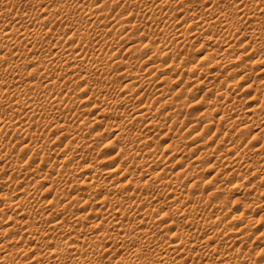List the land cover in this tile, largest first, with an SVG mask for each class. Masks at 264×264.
I'll return each mask as SVG.
<instances>
[{
  "label": "bare ground",
  "instance_id": "6f19581e",
  "mask_svg": "<svg viewBox=\"0 0 264 264\" xmlns=\"http://www.w3.org/2000/svg\"><path fill=\"white\" fill-rule=\"evenodd\" d=\"M89 1L91 0H0V19L2 22L5 19L8 21L0 25V162H3L0 166V264H107L108 261H113L111 257L120 253L127 257L118 255L114 259L116 263L110 262L187 264L185 260L188 257L205 258L212 251L219 252L214 264H245L244 260L248 259L250 262L247 264H264V41H256L263 35L257 20H264V0H113L111 8L117 9L113 15L110 11L103 10L102 5L90 10L87 6ZM105 5L106 3L103 6ZM152 5L156 8L151 9ZM176 5L180 6L177 12L182 15L179 21H185L187 26L182 33H174L181 27L173 28L174 21H171L174 14H169ZM258 8L260 10L256 12L255 9ZM166 16L170 18V22L164 21ZM33 19L38 21L37 25L41 30L49 31L47 26L57 28L56 34H52L54 37L49 32L31 29L28 24H24ZM13 22L22 25L15 27L11 25ZM253 25L256 26L255 30L247 34L249 40L246 42L251 47L250 54L245 57L240 54L237 60L225 65L221 63L228 62L231 56L226 51L216 57H211L212 51L209 55L207 52L204 53V59H200L202 58L205 66L214 70L211 72L207 70L208 67L200 68V64L194 70L197 79L226 76V84L212 99L215 103L212 105L217 107L211 111L206 109L202 121H189L203 123L210 128L216 121L223 120L228 121L225 125L227 127L235 129L239 125L240 128L235 131L198 133L190 130L191 134L194 133L192 138L204 135L200 138L205 142L198 143L199 140L192 139L191 134H182L190 135L185 141L192 139L194 143H198L197 146H187L179 135V140L174 144L172 142L169 146H164L168 147L169 152L163 148L158 154L161 147L151 143L156 133L154 130H159L158 127L164 126L166 121L174 120L173 124H176L177 119L160 116L152 106H134L126 112L121 110V105L134 104L141 99L137 97L141 90L147 92L156 83L162 85L166 78L169 79V73H175L171 68L165 67L163 61L176 56L174 53L181 50L178 46L188 47V44L197 41L202 43V48L206 45L213 46L222 43L223 38L215 39L213 34L207 36L206 33H225L228 30L233 34L244 35L242 29ZM131 33L137 35L129 36ZM171 33L174 34L169 36ZM154 37L161 41L165 38L171 44L156 43ZM120 41L129 43L123 47L128 49L127 56L113 52V49H120ZM137 44L142 45L140 50L136 48L138 51L135 49ZM226 44L229 45L228 42ZM172 45L177 46L173 48ZM37 47H47L49 53L44 55V51ZM145 50L148 53L144 59L141 54ZM248 57L249 60L246 61ZM242 58H245L243 65ZM185 59L188 58H183L180 64ZM241 61V64L237 63ZM259 65L253 76L254 71L249 66ZM261 66L263 69L260 72ZM1 67L12 74L13 78L5 77ZM96 69L100 71V82H92L90 79L96 74ZM226 69L232 73L226 74ZM108 70L112 73L103 82L101 77ZM163 75L166 77H162ZM121 78H126L125 82L121 83ZM130 87L134 90L130 89L128 93ZM158 88V96L154 101L158 100L161 107H170L168 103L161 101L167 91L163 86ZM218 89L215 84L209 91ZM241 89L243 92L253 89L255 94L250 100H256L258 93L263 98L259 97L256 104L251 107L249 105L250 108L242 112L243 108L239 107L242 104L240 99L241 102L237 104ZM79 97L81 98L78 99ZM108 98L113 101H108ZM170 102L182 109L183 104L175 102L174 96L170 98ZM207 105L206 102L202 103V107ZM222 106L225 111L220 109ZM14 108L18 109L17 112H14ZM5 109L13 111L2 114ZM94 110L102 118L125 113L130 120L126 124L128 129L119 124L112 126L116 130L113 140H120L122 146L117 147L111 137V141L107 140L109 143L101 145L104 148L117 147L116 154L111 153L112 156H109L108 153L107 156L108 148L107 152L104 148L98 149L100 155L108 157L104 160L101 156L103 161L101 159L100 162L113 158L111 163L106 162V167L92 161L98 154L93 156L90 153L93 151V144L85 139V135L89 133H86L87 130L94 127V122L92 125L88 120ZM215 112L217 118H213ZM70 116L75 120H71ZM136 120H142L145 128L133 131L130 126L136 125ZM185 121L188 120H183L182 123ZM109 123L112 122H108V125ZM38 127L43 134L36 131ZM253 127L258 132L247 139L250 134L248 130ZM45 129L57 131L53 143L63 138L69 142L63 144L64 147L60 144L62 149L60 146L57 149L50 148V141L53 139L51 137L52 140H49L48 136L52 133L44 135ZM85 129L86 132L83 131ZM83 132L86 133L85 137L81 136ZM168 132L170 131L166 134ZM101 136L97 137L100 139ZM215 139H225L228 143L226 142L222 151L232 154L223 155L224 151L217 149L220 142L215 147L208 146ZM100 144L94 145L97 148ZM188 147L191 150L195 147L198 151L192 152L197 154L191 161L185 162L183 157L187 156L184 153L188 152ZM208 160L214 163L209 165ZM55 162L58 165L54 166ZM222 162H227L225 168L228 167L229 170L221 168L225 165ZM47 163L46 172L42 173L40 170V174L39 169ZM126 163L129 165L126 166ZM178 163L180 166H177ZM219 163L220 166L217 165ZM130 165L134 166L133 169ZM205 165L208 166L207 170L217 167L207 183L205 181L198 185L197 180L190 184L184 182L198 173V168L205 169ZM172 168L176 172L172 173ZM244 169H248L250 175L260 181L258 186L253 182L256 191L252 189L250 181V187L245 183L242 187L243 181L248 178L246 172L245 176L242 175ZM77 171H82L83 174L77 177L74 175ZM100 172L103 179L97 181L96 177ZM2 173L6 174L1 177ZM74 176L77 179L74 180ZM241 176L244 178L241 183L234 185L233 182ZM46 182L48 186L42 192V185ZM204 185L206 189V185H214L207 195L208 190H200ZM247 189L256 192L251 197L253 200L250 204L243 201L244 197L253 195H247L251 191ZM47 191H51L50 195L40 199V193H48ZM224 191L234 194V197L222 196ZM78 205L90 207L77 211ZM158 206H165L167 210L161 208L157 219L170 215L178 219L167 223L170 227L177 226L176 229L173 226L175 231H165L170 232V237L166 236L169 240L161 234L167 226L158 225L162 222L151 213ZM257 210L262 214L255 215ZM225 218H229V224L233 223L235 226H227ZM204 231L207 234L203 235ZM11 233L13 235H8ZM222 237L227 242H223ZM214 238L218 242L222 238L224 246L216 241L213 246L209 245ZM21 239H25L30 245L12 246L13 242ZM249 241H260L263 244L256 256L250 252V255L239 253L241 247L250 243ZM237 245L241 247L237 248ZM30 252L32 255L27 256ZM107 255L110 257L107 258ZM195 258H191L190 264H194ZM199 261H202L201 264H212Z\"/></svg>",
  "mask_w": 264,
  "mask_h": 264
},
{
  "label": "rangeland",
  "instance_id": "374dc122",
  "mask_svg": "<svg viewBox=\"0 0 264 264\" xmlns=\"http://www.w3.org/2000/svg\"><path fill=\"white\" fill-rule=\"evenodd\" d=\"M112 1L113 0H93V2H92V0L91 1H89L88 3H87V6L88 7H90V10H93V9H97V7L98 6H100V5H102V9L103 10H107V11H110V14H114V13H116L117 11V9H116V7H112L111 8V6H112ZM159 1H162V0H159ZM106 3V5L105 6H103L104 4ZM116 5H117V2L115 3ZM177 6V7H176ZM176 6H173L174 8H171V12H169V14L171 15V14H174L173 16L174 17H172V21L171 22H173L172 24H173V28H180V30H178L177 32H174V33H182V31L183 30H186L187 29V26L185 25V21H179L180 20V18H182V15L180 14V12H177V8L178 7H180V6H178V5H176ZM156 8V6H154V5H152V7H151V9H155ZM260 9L258 8V9H255V11L256 12H258ZM84 12H89V10H83ZM199 11V10H198ZM178 14V15H177ZM164 21L165 22H170V18L169 17H164ZM0 25L2 24V23H8V21L5 19L3 22L1 21V19H0ZM257 23L258 24H260L261 25V30L263 31V35L261 36V38H259L258 40H256V41H264V25H262V24H264V20H257ZM24 24L25 25H27L28 24V27L29 28H31V29H36V30H38V31H41V32H49L50 33V35L51 36H53L54 37V35L56 34V32H57V28H55V27H53V26H47L46 27V29L47 30H49V31H44V30H41L40 29V27L37 25L38 24V21L37 20H32V21H29V20H27V21H25L24 22ZM11 25L12 26H15V27H19V26H21L22 24H20V23H17V22H13V23H11ZM180 25V26H179ZM254 26L255 25H253V27H250V26H245L243 29H242V32L243 33H245L244 35L243 34H233V32L232 31H228V30H225V33H220L219 31H217L216 33L215 32H209V33H206L205 35H207V36H211V34H213V37L216 39V38H223L222 39V43H216V44H214L213 46H211V45H206L205 47H203L202 48V43L201 42H199V41H197L196 43H191L190 45L188 44V47H187V45H185V46H183V45H181V48H180V46H178V48L179 49H181V50H179V51H176L174 54L176 55V56H173V57H170V58H168V59H166V60H164L163 61V63H164V66L165 67H168V68H171L173 71H175V73H169V75H168V77H169V79L168 78H166L165 79V81H163V83H162V85H161V83L160 84H157L156 83V85H155V87H153V89H151V90H148L147 92H146V90H141L138 94H137V97H141V99L139 100V101H135L134 102V104H132V103H130V104H125L124 106L123 105H121V110L122 111H130L131 109H133L134 108V106L136 107V108H138L137 106H140V105H148V106H152V107H155V112H158L159 114H160V116H162V117H165V116H168L169 118H176L177 119V123L176 124H173V123H175L174 122V120H170V121H166V122H164V126H166V127H164V126H160V127H158V129L159 130H154V131H156V133H154L155 134V136L152 138V144H154V145H158L159 147H161L159 150H158V154L159 153H161L162 152V149L163 148H165V150L166 151H168V147H164V146H167L168 144L170 145L172 142H173V144H174V142L176 141V140H179L178 138H180V137H182L183 138V140H184V142H186V145L187 146H189V147H193V146H197V144L199 143V142H201V144L203 143V142H205L204 141V139H201L202 137H204V135L202 136H199V137H197V139L199 140L198 141V143H194V140H192V139H196L195 137H193L192 138V136H194V133L193 134H191L192 132L191 131H197V133H198V131L200 132V131H235V129H239L240 128V126L238 125V126H236V128L235 129H232V128H230V127H227V126H225L227 123H228V121H223V120H220V122L219 121H216L214 124H213V126H211L210 128H208V126L206 125V124H203V123H195V122H192V121H189V120H193V119H196V120H198V121H202L203 119V117H204V115H205V110L206 109H209V111H211V110H213V109H215L217 106H214V105H212V103L213 104H215L214 102H213V98L216 96V94L220 91V89L226 84V81H225V77L226 76H221V77H218V78H212V79H204L205 77H200L199 79H197V76H196V74L194 73V70H196V69H198V68H196L199 64V67L200 68H207L208 66H205L206 64L203 62V60H201L202 58L204 59V57H205V54H207V52H208V55H209V53L211 54V51H212V54H211V57H216V56H218V55H220L222 52H224V51H226V53L228 54V55H231L230 56V59H228L227 61L228 62H226V61H224V63L222 62L221 64H225L226 65V63H231L233 60H237L238 58H239V55L241 54V56L242 57H245L247 54H250V52L252 51L251 50V47H250V45H247L246 44V42L249 40V38H248V33L249 32H251L252 30H255V28H254ZM256 27V26H255ZM174 33H171V34H169V36H172V34H174ZM52 34H54V35H52ZM131 34H133V35H131ZM131 34H129V36H134V35H137L136 33H131ZM164 34V33H163ZM153 40L156 42V43H160L161 42V44H163V42H166L167 44H171L170 43V41H168L167 39H165V38H163L162 39V41H161V39L160 38H158V37H154L153 38ZM223 40H225V42H223ZM123 42H124V40H122ZM122 41H120V44L118 45V47L120 48V49H113V52H118L121 56H123V55H126L127 56V54H128V49H123V47L125 48V46H127L129 43H123ZM226 42H228L229 43V45L228 44H226ZM134 44H136V43H134ZM138 46V47H137ZM173 46V48H175L177 45H172ZM231 46V47H230ZM210 47V48H209ZM138 49V50H140L141 48H142V45H140V44H137L136 45V47H135V49ZM184 48V49H183ZM37 49H39V50H42V51H44V55H46L47 53H49V52H47V47H44V48H38L37 47ZM136 49V50H137ZM137 50V51H138ZM183 50V51H182ZM49 51V50H48ZM147 51L145 50V51H142V56H144V59H145V57H146V55H147ZM205 53V54H204ZM125 56V57H126ZM141 56V57H142ZM188 58V59H185L184 60V63H181L180 64V61L182 62V59L183 58ZM237 56V57H236ZM200 57H202L201 59H200ZM103 58H106V57H102V59ZM237 58V59H236ZM143 59V57H142V60H144ZM243 59L245 60V58H242V61H243ZM249 60V57L246 59V61H248ZM242 61L241 62H237L238 64H241L242 63ZM71 63V62H70ZM201 64H204V65H201ZM220 64V65H221ZM244 64V61H243V63H242V65ZM210 67V66H209ZM208 67V69L207 70H210L211 72H212V70H214L212 67H210L209 68ZM260 67V65L259 66H249V68L252 70V71H254V73H253V76L256 74V70L258 69ZM262 67V66H261ZM212 68V69H211ZM263 69V67L262 68H260V72H261V70ZM1 72L3 73V75L5 76V77H7L8 79H12L13 78V76H12V74H10V73H8V71L4 68V67H1ZM96 74L95 75H92V77L90 78V79H92V82H100L99 81V74H100V71H98L97 69H96V72H95ZM112 72L110 71V70H108V72L107 73H103L104 75L101 77V80L103 81V82H105V79H106V77L107 76H110V74H111ZM232 73V71L231 70H229V69H226V74H231ZM243 76H245V74L243 73L242 74ZM162 77H166V75H163ZM257 78V77H256ZM125 79L126 78H121V83H123V82H125ZM258 79H260L259 77H258ZM257 79V80H258ZM34 81H36V79L34 80ZM259 82V81H258ZM217 85L218 86V90H215V91H209L211 88H212V86L213 85ZM25 86V85H24ZM157 86H159V88L161 87V86H163V89H165L167 92L162 96V100L161 101H164V102H166V103H168L169 105H170V107H168V106H159V103H158V100L155 102L154 101V99H156L157 98V94L158 93H156V92H158V91H156V88H158ZM76 88H78V87H76ZM155 88V89H154ZM158 88V89H159ZM254 88H256V84H255V86H254ZM118 89L119 90H121V87L119 88L118 87ZM130 89H132V90H134V88H132V87H130L129 88V91H128V93H130ZM157 89V90H158ZM79 91H80V89H78ZM241 91H242V89H241ZM241 91H240V93H241ZM64 92H65V90H64ZM81 92V91H80ZM79 92V93H80ZM253 92V89L252 90H250V91H247V92H243L242 91V95L240 96L239 95V98H238V100L240 99L241 101H242V104H243V106H242V104H241V106H239V107H242L243 108V111L242 112H244L245 111V109H248V108H250L252 105H254V104H256L258 101L257 100H259L261 97H262V95L260 94V93H258V97H256L257 99L256 100H250V98L253 96V94H255L254 92ZM23 93V92H22ZM154 94H156V96L154 95ZM117 95V94H116ZM172 96H174V101L175 102H178V103H182L183 105L181 106L182 107V109H179V107H177V106H175V103L173 102H170V98L172 97ZM82 97V96H81ZM81 97H79L78 99H80ZM260 97V98H259ZM263 98V97H262ZM237 100V101H238ZM238 101L237 102V104H239L241 101ZM250 100V101H249ZM80 101V100H79ZM108 101H110V102H112L113 101V99H110V98H108ZM212 101V102H211ZM204 102H206L208 105L206 106V107H202V103H204ZM217 102V101H216ZM211 103V104H210ZM80 104V103H79ZM249 105H250V107H249ZM90 107V106H89ZM91 108V107H90ZM124 108V109H123ZM126 108V109H125ZM10 109H12V108H9V110ZM89 109V108H88ZM220 109L221 110H223V111H225L226 109H225V107H220ZM8 109H5L4 111H2V114H7V113H12V111L14 110V112H17V110L18 109H13V110H11V111H9ZM23 110V109H22ZM98 110V109H97ZM97 110H94V111H92V114H90V117H89V124H91L92 123V125H93V122H94V127H92L91 126V128H93L92 130H91V128L90 129H85V130H83L84 132H86V130H87V132L86 133H88V131H89V133H91V135L88 133V135L86 134H84V132L83 133H81L82 135V137L85 135L87 138H85L86 140H88V141H91V144H93V147L91 146V149L93 148V151L91 150L90 151V153L91 154H93V156H95L96 154H98L97 156H95L97 159H95V157L93 158V160L92 161H94V163L96 164V163H101L100 165H103L104 167H106L107 165H108V163H111L112 162V160H113V158L112 157H109V159L108 160H106V162H108V163H106L105 161L104 162H100L101 161V159L103 158H105L106 156H104L103 154L102 155H100L101 153H99L98 151V149H100V150H103V148L104 147H102L101 145H105V143L107 142V143H109L108 141H111L110 140V138L109 137H111V139L113 140L114 139V135L116 134V133H114V131H116L115 130V128L114 127H112V126H117L118 124L119 125H121L122 127H125V128H127L126 127V124H128V122L130 123V120H128L129 119V117L125 114V113H119V114H116V115H107V116H105V117H103L102 118V116H97V115H99V113H96V111ZM126 111V112H127ZM93 112H94V114H93ZM99 112V111H98ZM132 112V111H131ZM91 113V112H90ZM122 114H124V116L122 115ZM126 115V116H125ZM214 115V116H213ZM212 116H213V118L214 117H218L217 116V113L215 112L214 114H213ZM97 116V117H96ZM114 116H116V117H114ZM131 116V115H130ZM211 116V117H212ZM71 120H75V119H73L72 118V116H70L69 117ZM68 118V120H70ZM98 120H97V119ZM127 118V119H126ZM91 119V120H90ZM94 119L95 120H97V121H94ZM101 119H105V121H103V120H101ZM101 120V121H100ZM109 120H111V121H109ZM114 122H113V121ZM183 120H188L187 122L185 121V123H182V121ZM98 121H99V123H98ZM243 121H246V119H244ZM101 122V123H100ZM103 122V123H102ZM108 122H112V123H109V125L111 126H109L108 125ZM116 122V123H115ZM127 122V123H126ZM192 122V123H191ZM204 122H205V119H204ZM76 124H77V122H75ZM107 123V124H106ZM114 123V124H113ZM112 124V125H111ZM144 124V122L141 120V121H137L136 120V125L134 124V125H132V126H130V128H132V130L133 131H140V130H142V128L144 127L145 128V124ZM184 124V125H183ZM141 125H143V126H141ZM170 126H171V128H170ZM110 128L112 129V130H110ZM114 128V129H113ZM141 128V129H140ZM143 128V129H144ZM169 128H170V130H169ZM255 127H253L252 129H250V130H248V131H250V132H248V133H250V134H248L247 136V139H249L250 138V136H251V134H256L257 132H258V130L257 129H254ZM128 129V128H127ZM188 129V130H187ZM77 129H75V131H76ZM173 130V131H172ZM191 130V131H190ZM36 131H40V132H38V133H41L42 132V130H40V128L38 127L37 128V130ZM45 131H47V133H45ZM45 131H44V135L46 134H48V135H50L51 133V135H50V137L48 136V139L49 140H52V141H50V143H51V147L50 148H52V149H55L56 147L58 148L59 146H60V144H62V146L64 147L65 145H63V144H66L67 142H69V140H64V138H63V140L61 139L60 141H56V143L54 142L53 143V141H54V136H56V134H58L57 133V131H48V130H46L45 129ZM74 131V130H73ZM95 131V132H94ZM97 131L99 132V133H97ZM104 131V133H102ZM109 131V132H108ZM113 131V132H112ZM162 131V133H158V132H161ZM167 131H170V132H168L169 134H166V132ZM177 131V132H176ZM184 133H183V132ZM244 131V130H243ZM49 132V133H48ZM51 132V133H50ZM94 132V134H92ZM175 135H174V134ZM186 133H189V134H191V140L188 142V141H185V140H188L187 138H190V135L188 136V135H182V134H186ZM205 133V132H204ZM41 134H43V133H41ZM97 134V135H96ZM99 134V135H98ZM102 136H101V135ZM92 136V137H90V136ZM163 135V136H162ZM179 135H181L180 137H179ZM17 137H18V135H16ZM84 136V137H85ZM89 136V137H88ZM93 136H95V137H93ZM97 136H101V138L99 139ZM152 136H153V134H152ZM167 136V137H166ZM184 136V137H183ZM188 136V137H187ZM16 137V138H17ZM51 137H52V139H51ZM186 137V138H185ZM201 137V138H200ZM210 137V136H209ZM89 138V139H88ZM96 139H98V140H96ZM175 139V140H174ZM196 139V140H197ZM218 139H220V138H218ZM218 139H215V140H213V142H211V143H209L208 144V146H212V147H215V144H216V146H217V142L219 143V148L217 147V149H219V150H221L222 151V149H224V146L228 143L227 141H225V139L223 140V139H221V140H223L224 141V143H223V141H218ZM95 140V141H94ZM103 140H105V141H103ZM108 140V141H107ZM155 140V141H154ZM195 140V141H196ZM217 140V141H216ZM101 141H102V143H104V144H102L101 143ZM114 141V140H113ZM118 143H117V142ZM61 142V143H60ZM63 142V143H62ZM96 142H100V143H97L96 144ZM119 142H121L120 140H115L114 141V143L115 144H117V147L119 146V145H121V143H119ZM155 142V143H154ZM227 142V143H226ZM48 143V145H50V143H49V141L47 142ZM59 143V144H58ZM106 143V144H107ZM58 144V145H57ZM98 145V144H100V146L99 147H95V145ZM161 144V145H160ZM195 144V145H194ZM168 145V146H169ZM122 146V145H121ZM63 147H61L60 146V148L62 149ZM117 147H115V149H114V147H113V149H112V147H107L108 148V150H109V152H107L108 150H107V148H106V146H105V148H104V151H106L107 152V156L109 155V156H112L111 155V153L112 154H116L117 153ZM188 147V154L187 153H184L185 155H187V156H184L183 158V160L186 162V161H191L192 160V158L197 154V152H195V153H192V152H194V151H198V150H196V148L194 147V148H192L193 150H191V148H189ZM56 148V149H57ZM199 149H201V147H199ZM96 150V151H95ZM190 150V151H189ZM202 150H204V148H202ZM224 151V150H223ZM222 151V152H223ZM95 152V153H94ZM106 152H104L105 154H106ZM169 152V151H168ZM168 152H166V154L168 155L169 153ZM190 152V153H189ZM216 153H217V150L215 151ZM215 152H213L212 154L214 155V153ZM57 153V152H56ZM55 153V154H56ZM109 153V154H108ZM228 154V155H231L230 153H227L226 151H224L223 152V155L224 154ZM219 154V153H218ZM99 155H100V160H99ZM54 156V155H53ZM52 156V157H53ZM101 156H102V158H101ZM55 157H57L58 158V155L56 156L55 155ZM113 157H115V155H113ZM108 157H106V159H107ZM112 158V159H111ZM103 159H102V161H103ZM212 159V158H211ZM96 160V161H95ZM105 160V159H104ZM213 161H214V158L212 159ZM212 160H208L207 162H209L208 164L209 165H211L212 163L211 162H213ZM98 161V162H97ZM175 162V161H174ZM207 162H204V164H206ZM50 163H52V160H50ZM104 163V164H103ZM106 163V164H105ZM214 163V162H213ZM223 163V162H222ZM226 163L227 162H224L223 164H225L224 166H221V168L224 170H229V168L228 167H226L225 168V166H226ZM3 164V162H0V166ZM48 164L49 163H47V165L45 164L44 166H42L45 170H42L43 168L41 167L40 169H39V173L40 174H42V173H44V172H46V169L48 168ZM220 164L221 163H219V164H217V165H219L220 166ZM222 164V165H223ZM55 165H58L57 164V162H55L54 163V166ZM127 165H129V163L127 164L126 163V166ZM99 166V165H98ZM103 166H100V168H103ZM177 166H180L179 165V163L177 164ZM218 166V167H219ZM47 167V168H46ZM133 167L134 166H131L130 165V168L131 169H133ZM205 169L203 170L202 168H198V173H196L194 176L192 175V176H190L187 180H185L184 182L187 184V183H192L193 181H195V180H197L198 182V185L200 184V185H202L205 181H206V183H207V181L209 180V178H211V176L216 172V170H217V167L215 166V168L214 169H209V170H207L208 168V166L207 165H205ZM224 167V168H223ZM40 170H41V172H40ZM174 170V171H173ZM207 170V171H206ZM246 170V171H245ZM173 172H176V170L174 169V168H172V173ZM246 172V173H245ZM77 173V174H76ZM76 173H74V175H76L77 177H80L83 173H82V171H77ZM244 173H245V175H246V177H248L250 180H248V178L247 179H245L244 181H243V186L242 187H244V183H245V185L246 184H249L248 182L250 181L251 183V185H252V189L254 188L253 186H254V184L255 185H259L260 184V181H258L257 180V178L255 179V178H253L251 175H250V172L248 171V169H244L243 171H242V175L243 176H245L244 175ZM6 173H2L1 174V177L2 176H4ZM101 174V172L99 173V175L96 177V180L98 181H102V179H103V177H102V174ZM237 175H241V174H239V173H236ZM247 174H249V175H247ZM76 176H74V180L75 179H77L76 178ZM199 176V177H198ZM243 176H241V178L240 179H237V180H239V181H232L233 183H234V185H235V183H237L236 185H239V183H241V179H244L243 178ZM250 176H251V178H250ZM97 178H99V179H97ZM71 180L72 182L74 181V180ZM251 179H253V181H251ZM257 180V181H256ZM247 182V183H246ZM253 182H254V184H253ZM233 183H230L232 186H233ZM247 185V187L249 186H251V185ZM241 185V184H240ZM43 189H42V192L44 191V190H46V188H45V186L47 187L48 186V183L46 182V183H44L43 185ZM41 186V187H42ZM206 186H208L207 187V189H206V187H205V185L203 186V188H201L202 186H200V190H204L205 192H206V195L207 194H209L211 191V189H213V187H214V185H206ZM13 187V186H12ZM241 187V186H240ZM241 187V188H242ZM85 188V187H84ZM261 188V187H260ZM86 189H87V187H86ZM252 189H247L248 191L249 190H251V191H249V192H247L246 194L248 195V194H253V195H251V196H247V198H245L244 197V200L243 201H248L249 203H246L245 202V204H250V201L252 202V198L255 196L254 195V193H256L255 191H256V187L253 189V190H255V191H252ZM0 190H2V187H0ZM228 191V190H227ZM18 192V191H17ZM48 193H40L41 195H40V199H41V197H43V198H45L46 196H47V194H48V196L50 195V193H51V191H47ZM42 194H44L43 196H42ZM46 194V195H45ZM222 194V196L223 195H225V196H230V198H233L234 196V194H229V192H227L226 193V191H224V192H222L221 193ZM47 196V197H48ZM249 197V198H248ZM252 197V198H251ZM15 198V197H14ZM42 198V199H43ZM50 198H52V197H50ZM262 199H263V197H261ZM260 198V199H261ZM1 202V201H0ZM243 203V202H242ZM242 203H241V205H242ZM243 205H244V203H243ZM79 206V205H78ZM77 206V207H78ZM80 207V206H79ZM77 208V211H79V210H85V209H87V208H89L90 207V205H87L86 207L85 206H81L80 208ZM83 207V208H82ZM158 208H159V210H158ZM158 208L157 209H155V210H151L150 212L151 213H153L154 214V216H155V218L157 219V218H159L157 215H159L158 213H159V211H161L162 209H164V210H167L166 208H165V206L164 207H161V206H158ZM162 208V209H161ZM161 209V210H160ZM259 212H261V211H256V213H255V215H257V216H259V214H262V213H259ZM258 213V214H257ZM171 216V215H170ZM170 216H168L169 218H171V219H169L168 217L166 218V217H164V219H157L158 221H160V222H162L161 224H158V222H157V224L158 225H164V226H167V223H169L170 221L169 220H173V221H177L178 219L176 218V216L175 217H170ZM166 218V219H165ZM174 218H175V220H174ZM226 219V221H228V219L227 218H225ZM156 220V221H157ZM162 220V221H161ZM164 220V221H163ZM179 220H181V219H179ZM168 221V222H167ZM226 221H225V223H226ZM159 222V223H160ZM239 223V222H238ZM156 224V223H155ZM156 224V225H157ZM232 224L233 223H230L229 224V221H228V225L227 226H232ZM155 225V227H157L158 228V225L156 226ZM174 226V225H173ZM170 227V226H167V228L161 233L162 235H164L165 237H163V238H166V239H168V237H170V232L171 231H175V229L177 228V226L175 225L174 227H175V229H174V227ZM230 226V227H231ZM233 226H235V224H233ZM168 227H170V228H168ZM168 229V230H167ZM178 230H179V228H178ZM165 231H170V232H165ZM182 231V229L179 231V232H181ZM167 233L166 235H165V233ZM205 233L207 234V232H205L204 231V233H203V235H205ZM15 234V233H14ZM8 235H13L12 233L11 234H8ZM166 236H168V237H166ZM223 238V237H222ZM222 238H219V242L217 241L218 239H216V238H214L215 240H210V244L209 245H211V246H213V244L215 243V241H216V243H219L220 245H221V243L223 244V242H227V241H225L226 239H224V240H222ZM254 238V236H252V239ZM251 239V240H252ZM169 240V239H168ZM223 242H222V241ZM227 240H229V239H227ZM212 242V243H211ZM214 242V243H213ZM221 242V243H220ZM248 242V241H247ZM250 242V241H249ZM252 243H253V241H251ZM244 243V244H246V245H244V246H239V245H237L236 247L238 248V247H241V249L239 250V253L240 252H242L243 254L244 253H248L249 254V252H250V254L252 255V254H254V256H256L255 254H257L258 253V251L260 250V248H262V243H260V241H258L259 243H257V242H255L254 241V243H256V244H254L253 243V245H252V243ZM14 244L12 245V246H16V247H18V246H21V245H23V244H27V245H30L28 242H25V239H21V240H17V241H15V242H13ZM209 243V242H208ZM110 244V243H109ZM260 245V246H259ZM221 246H224V244L223 245H221ZM258 249V250H257ZM257 250V251H256ZM245 251V252H244ZM213 252V251H212ZM212 252H210V257L209 256H204L205 258H200L199 259V257H198V259L197 258H195V257H192L191 256V258H195V259H193L194 260V264H197L198 262V264H201L202 263V261H199V260H203V262H205V261H207V262H210V263H212V264H214L215 263V261L217 260V258H218V255H219V252H216V253H212ZM255 252V253H254ZM249 254V255H250ZM32 255V253L30 252V253H28V255L27 256H31ZM110 255V254H109ZM109 255H107V258L108 257H110ZM119 256L121 255L122 257H124L125 258V256H126V254L123 256L121 253L120 254H118ZM118 255L116 256V257H111L112 258V260L113 261H111V262H114V263H116V259L118 258ZM215 256V257H214ZM127 257V256H126ZM110 258V259H111ZM190 257H188L187 259L189 260V259H191ZM213 258V259H212ZM115 259V260H114ZM185 260V263L187 262V264H190L191 263V261H192V259L191 260H189V263H188V260ZM210 259V260H209ZM261 259L262 258H260L259 260L261 261ZM26 259L24 258V261H25ZM209 260V261H208ZM110 261H108V263H111ZM244 261H246V263L245 264H247V262L249 263L250 262V260L248 259V260H244ZM259 261V262H260ZM197 262V263H196ZM201 262V263H200ZM262 262V261H261ZM107 263V262H106ZM107 263V264H108ZM244 263V262H243ZM251 263H253V262H251ZM111 264H113V263H111ZM254 264H262V263H258V262H254Z\"/></svg>",
  "mask_w": 264,
  "mask_h": 264
}]
</instances>
